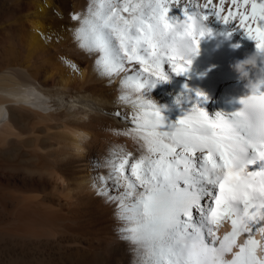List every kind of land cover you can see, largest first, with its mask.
Wrapping results in <instances>:
<instances>
[{"label": "snow or ice", "instance_id": "snow-or-ice-1", "mask_svg": "<svg viewBox=\"0 0 264 264\" xmlns=\"http://www.w3.org/2000/svg\"><path fill=\"white\" fill-rule=\"evenodd\" d=\"M225 4L93 0L82 15L70 14L78 22L73 39L85 53L96 54L97 74L109 83L120 77L118 102L130 107L127 115L115 114L134 125L123 134L145 149L131 164L135 183L124 175L130 154L108 162L107 179L125 183L117 214L124 222L120 239L135 246L134 264H264V87L247 92L238 110L212 119L200 107L198 90L176 97V106L184 107L174 121L146 95L169 73L187 75L205 37L241 33L264 50V0H230L227 9ZM173 10L178 14L170 15ZM213 23L223 30L214 31ZM65 63L79 72L78 65ZM225 219L231 231L217 237L214 229Z\"/></svg>", "mask_w": 264, "mask_h": 264}, {"label": "bare ground", "instance_id": "bare-ground-1", "mask_svg": "<svg viewBox=\"0 0 264 264\" xmlns=\"http://www.w3.org/2000/svg\"><path fill=\"white\" fill-rule=\"evenodd\" d=\"M91 3L0 0V264H134L137 259L135 246L120 239L124 222L117 206L125 183L107 179L108 162L130 154L124 175L135 183L131 164L146 153L142 141L123 134L134 125L115 114L127 115L130 107L118 102L120 77L109 83L99 76L96 54L85 53L73 39L78 22L70 14L82 15ZM232 38L248 53L255 48L241 33ZM201 42L187 75L169 73L167 82L146 94L169 120L182 114L184 106H176L175 99L187 89L198 90L200 107L214 115L227 91L244 85L234 71L191 74L208 65L205 50L212 44L207 38ZM65 61L78 65L79 72ZM219 227L214 230L222 238L231 222Z\"/></svg>", "mask_w": 264, "mask_h": 264}, {"label": "clouds", "instance_id": "clouds-1", "mask_svg": "<svg viewBox=\"0 0 264 264\" xmlns=\"http://www.w3.org/2000/svg\"><path fill=\"white\" fill-rule=\"evenodd\" d=\"M230 68L236 73L238 81L244 82L243 86L247 92L264 87V50L258 51L254 48L242 59L232 63Z\"/></svg>", "mask_w": 264, "mask_h": 264}, {"label": "rangeland", "instance_id": "rangeland-1", "mask_svg": "<svg viewBox=\"0 0 264 264\" xmlns=\"http://www.w3.org/2000/svg\"><path fill=\"white\" fill-rule=\"evenodd\" d=\"M225 8L227 9V4H225Z\"/></svg>", "mask_w": 264, "mask_h": 264}]
</instances>
